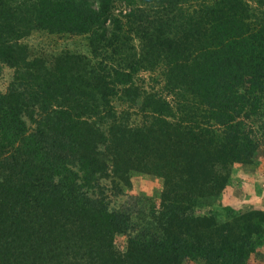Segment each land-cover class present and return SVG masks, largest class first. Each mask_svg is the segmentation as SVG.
<instances>
[{
	"label": "trees",
	"instance_id": "obj_1",
	"mask_svg": "<svg viewBox=\"0 0 264 264\" xmlns=\"http://www.w3.org/2000/svg\"><path fill=\"white\" fill-rule=\"evenodd\" d=\"M36 29L87 35L100 60L64 53L50 67L21 42ZM0 62L14 69L0 91V264H248L260 214L181 229L175 197H185L170 173L194 184L264 145V0H0ZM159 67L169 93L189 95L185 105L133 85ZM119 85L136 102L144 95L142 126L115 118ZM110 112L105 130L96 120ZM152 144L165 154L166 202L111 208L98 177L109 156L122 179L157 173Z\"/></svg>",
	"mask_w": 264,
	"mask_h": 264
},
{
	"label": "rangeland",
	"instance_id": "obj_2",
	"mask_svg": "<svg viewBox=\"0 0 264 264\" xmlns=\"http://www.w3.org/2000/svg\"><path fill=\"white\" fill-rule=\"evenodd\" d=\"M251 3L255 4L254 1H251ZM120 10L125 13L128 8L126 6L118 7L115 10V14H119ZM257 13L259 14L258 10ZM21 42L28 47L29 54L32 57L44 58L50 67L54 65L55 58L64 53L80 54L93 62L100 60V58L93 55L87 35L51 33L48 30L36 29L25 36ZM135 44L139 46L140 40L136 39ZM13 75L14 69L0 62L1 92L7 91ZM135 80L136 82L133 85H141L145 96L148 94L161 96L162 100L171 103L172 106H179V104L181 106V104L185 105V102H188L189 95L182 96L179 93H169L165 84V70H163V67H159L156 72L140 71L135 76ZM123 89L124 85H119L111 97L113 112L116 113L115 118L128 123L129 126H142L144 122V95H142L143 99L140 98L136 102L135 98L131 99ZM180 111H184V108ZM113 112L106 113L104 117H99V121L96 120L99 126L106 130L113 122V117H110ZM169 119L175 118L169 117ZM152 146L149 154L150 157L155 156L154 160L156 161L149 168L152 169L157 166L158 168L155 169L157 173H153L150 170H131L128 174L124 171L121 174L124 178L122 179L115 175L113 161L109 156L107 167L102 173L98 174V177L102 187L106 188V193L108 194L106 200L111 208L127 209L131 207L138 209L142 206L148 207L151 202H154L157 208L160 209L162 202H166L164 194L169 187L165 177H162V174L159 173L160 166H158L157 161L159 156L165 154L163 153V147L159 146V144H152ZM181 175L170 173L172 180L179 182L180 186H182L180 198L185 197L182 198L185 201H181L177 196L175 197V204L181 203L183 209H185V215L183 214L182 217L184 218L185 216V220L182 222L181 229H186V227L202 228V226L206 229L209 227L207 219L211 218L214 221L213 216L218 220L224 221L230 220L228 218L230 215H240L248 212H253L256 215L260 214V221L258 220L259 231L254 235L255 240L260 243L255 251L250 253L248 264H264V145L253 154L250 161L232 162L226 168L221 165H217L215 169L209 168L207 174H202V177L194 184L193 182L187 183V176L183 174L184 177H181ZM126 176L131 181L130 185L128 184V179L125 180ZM90 189L93 190L92 188ZM97 189L99 188L97 187ZM95 193L97 194L99 191L97 190ZM194 196H197L196 200L193 198ZM198 199L201 203L194 210H191L190 207L192 206L190 205ZM157 213H159V210ZM146 215L147 213L141 215L144 220ZM141 216H137L136 219L144 224ZM127 240V234H116L114 237L116 248L122 251L125 250L127 248ZM182 264L209 263L201 257H196L187 258Z\"/></svg>",
	"mask_w": 264,
	"mask_h": 264
}]
</instances>
